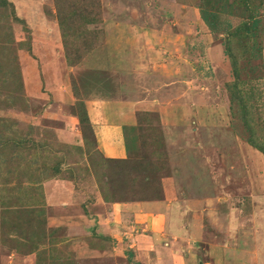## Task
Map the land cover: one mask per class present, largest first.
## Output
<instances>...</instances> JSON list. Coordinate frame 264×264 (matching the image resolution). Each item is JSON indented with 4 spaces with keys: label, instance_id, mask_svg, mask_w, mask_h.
<instances>
[{
    "label": "rangeland",
    "instance_id": "374dc122",
    "mask_svg": "<svg viewBox=\"0 0 264 264\" xmlns=\"http://www.w3.org/2000/svg\"><path fill=\"white\" fill-rule=\"evenodd\" d=\"M13 1L18 14L26 22H13L15 42L31 40L32 50L16 49L24 80L23 92L16 100V94L6 99L14 90L15 82L7 84L6 79L13 75L7 68L10 51L7 49L2 53V73L6 76L0 75V118L16 121L12 127L17 124L14 128L18 129L17 137L30 140L27 150L40 155L43 150L41 143L49 142L52 153L47 152L52 161L59 154L64 159L67 157L60 166L63 176L70 174L69 170L79 176L85 172V160L71 156L68 150L83 140L81 114L87 119L94 117L91 120L93 123L102 114L96 104L87 100H94L102 94L105 100L112 96L117 98L119 101L116 103L122 104L111 105V110L116 108L108 118L113 119L108 121L111 124L118 119L133 120L132 115L119 116L121 111L118 108L124 109L125 102L131 104L127 111H135V105H147L142 101H147L150 96L160 97V101L169 95L170 111L181 115V118L175 115L176 119L170 121L169 116L164 115L163 120L158 111L142 112L141 109L135 116L139 123L149 118L154 124L160 122L162 126H170V134L166 135V156L161 158L163 167L156 170L152 160L146 159L148 171L152 174L148 195L151 198L160 197L163 181L169 177L176 185L175 196L179 191L182 201H195L194 205L198 206L195 208L196 216L203 221L206 230V238L200 243L202 247L209 243L224 249L231 247L236 253L232 255L231 264H264V154L247 141L248 132L238 119V103L236 110L230 106L227 84L234 77L225 53L224 35L212 32L201 16L203 6L210 10L216 6V10H220L218 6L226 2ZM72 4L82 5L85 12L96 11L99 23L90 27H101L102 31L100 36L95 37V34L87 33L88 27L83 25L77 33L68 34V49L71 56L74 55V63L69 65L58 17L67 13ZM260 12L263 13L261 19H264V6ZM239 15H228L227 19L237 26L242 19ZM5 35L0 30V41ZM260 45L263 60L257 59L251 65L261 64L264 70V35ZM244 63L247 66L246 61ZM251 75L254 74L250 70H245L243 77L249 82L242 85V92L250 110L251 123L257 131L260 130L259 141H264V74L259 73L254 78ZM63 92H70V97L74 99L73 104L67 102L70 104L68 110L65 105L59 104L64 98ZM150 101V105H154L152 98ZM107 112H110L109 109ZM71 118H74L75 124ZM10 123L0 121V134L14 133V129L2 128ZM93 130L96 133L94 127ZM137 131L140 141L142 131L139 126ZM127 132L130 135V130ZM98 135L103 141L102 130L99 129ZM53 138L60 144L55 146ZM92 140L95 143L94 136ZM141 142L143 158L146 150ZM22 145L25 147V143ZM31 145H35V149H31ZM177 183L183 186L178 188ZM8 228L0 227V254L17 248L18 242L22 241H5L4 238L13 235ZM104 264L113 263L104 261Z\"/></svg>",
    "mask_w": 264,
    "mask_h": 264
},
{
    "label": "trees",
    "instance_id": "16d2710c",
    "mask_svg": "<svg viewBox=\"0 0 264 264\" xmlns=\"http://www.w3.org/2000/svg\"><path fill=\"white\" fill-rule=\"evenodd\" d=\"M223 1L226 3L218 6L217 9L220 10H216V6L212 10L203 6L201 16L212 32L224 35L225 53L230 60L234 77V80L227 84L230 106L236 110L235 105L238 103V119L248 132L247 141L264 154V141H259L260 130L257 131L251 123L250 110L242 92V85L249 82L248 79L246 80L243 77L245 70H250L251 74H254L251 75L252 78L257 77L259 73L260 75L264 74L261 64L256 63L254 67L251 65L252 62L261 59L262 56L260 44L264 35V19H261L263 13L260 11L264 6V0ZM206 2L210 4L212 0H206ZM15 4L13 0H0V30L6 34L2 38L3 41H0V75L6 76V73H2L4 70L2 53H5L8 49L10 51L9 63L12 66L7 62V68L10 69L9 72L13 75L6 81L7 84L12 82V85L15 82V86L13 85L12 89L14 90L10 91L11 94L7 92L9 94L6 99L13 94L18 95L14 100L21 97L24 82L16 49L32 50L31 40H21L17 44L15 42L13 22L26 23L25 19L18 14ZM240 8L243 10L241 11L242 14L239 12ZM228 15H239L242 16L243 20L241 19L237 26H233L234 24L227 19ZM76 20H78V23H76ZM97 23H99L98 13L92 10L85 12L84 7L78 4H72L67 13L58 17V25L69 65H73L74 55L71 56L68 49V34L77 33L80 30L79 27L86 25L88 27L87 33L95 34V37L100 36L101 27L91 28ZM30 38L29 35L28 39ZM243 61H246L247 66H245V63L243 64ZM249 65L251 66L249 67ZM26 99L29 100L28 95ZM81 115L82 141L84 144L72 145L68 153L71 156H78L85 160L83 166L85 172L78 176L77 173L74 174L69 170L70 174L65 177L60 166L67 157L64 159V156L59 154L54 156L57 158L52 161L50 153H48H52V148L49 147L51 143L49 142L41 143L42 147H40L43 150L40 155L37 152L28 151L27 144L30 140L25 137L18 138L16 135L18 129H14L17 124L12 127L13 122L16 121L9 118H0L1 122H11L9 125L4 124L2 128L8 127L11 131L15 130L10 135L0 134L2 136V139H0V227L8 226L9 230L16 232L24 240V243L19 241L17 248L12 249L18 252L31 251L32 247L39 249L40 246L49 243L48 248L38 250V264H79L71 253L66 254L64 250L58 249L57 243L64 240L59 237V234L53 233L54 230H52V236L48 235L47 217L44 215L46 209L39 207L41 205L40 200L44 197V182L46 179L58 176L60 179L71 180L76 185V190L88 195V200H95V194L99 193L106 203L149 201L156 198L161 199L163 195V189L160 197L154 196L151 198L148 195L150 194L149 186L152 183V174L148 171L149 166L146 159L152 160L153 168L156 170L163 167L164 164L161 158L166 156V130L164 124L163 126L160 122L154 124L153 120L149 118L145 120L146 122L142 121L138 124L142 131L140 135L141 145L146 150L143 158H111L105 156L98 148L90 119H87L84 114ZM28 128H30V125H28ZM93 136L95 143L92 140ZM22 143H25L26 149ZM54 143L55 146L60 144L56 139H54ZM34 146L31 145L30 148L35 149ZM60 174H62V177H59ZM75 179L78 180L74 181ZM85 183L87 186L84 187ZM34 231L35 233H33ZM4 239L7 242L14 240ZM0 240H2L1 237Z\"/></svg>",
    "mask_w": 264,
    "mask_h": 264
},
{
    "label": "crops",
    "instance_id": "0c3cea01",
    "mask_svg": "<svg viewBox=\"0 0 264 264\" xmlns=\"http://www.w3.org/2000/svg\"><path fill=\"white\" fill-rule=\"evenodd\" d=\"M63 93L64 98L59 104L65 105L68 110L74 99L73 96L70 97V92ZM102 95L87 101L96 104L102 111L99 116L101 119H96L93 123L92 117L90 122L94 124L95 135H98L99 129L103 131L104 140L99 135L97 138L98 148L107 157L141 158L137 131L139 122L137 117L135 119L138 110L158 111L163 120L164 115L169 116L170 121L172 118H181V115L170 111L169 95L162 101H159L160 97L150 96L147 101H142L147 105H135V111H127L131 107L130 102H125L124 109L118 108L121 111L120 117L132 115L133 120L118 119L109 124L108 121L113 119L108 118L116 111V108L111 110V105L118 104L116 102L119 100L114 96L105 100ZM151 98L154 105H150ZM108 109L110 112H107ZM71 121L75 124L74 118ZM164 126L166 135L170 134V126ZM129 130L130 135L127 132ZM82 143L81 141L79 145H83ZM177 186L179 188L183 184L177 183ZM175 189V183L167 177L163 181L161 199L106 203L99 193L95 194V200H88L87 194L76 190L73 181L53 177L44 182V197L40 200L39 207L46 209L44 215L47 217L48 235L52 236V230L59 234L64 240L57 243L58 249L64 250L66 254L71 253L79 264H104V261L113 264H231L232 255L236 254L231 247L224 249L211 243L202 247L200 243L206 238V230L203 221L196 216L198 214L195 208L198 206L194 205L195 201H182L179 191L178 196H175ZM12 233L10 238L21 239L16 232ZM103 246L105 248H101ZM48 247L49 243L39 249L41 251ZM39 249L32 247L30 253L26 254L7 250L8 252L0 254V260L2 264H38ZM245 263L247 262L243 264Z\"/></svg>",
    "mask_w": 264,
    "mask_h": 264
}]
</instances>
